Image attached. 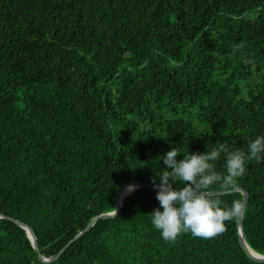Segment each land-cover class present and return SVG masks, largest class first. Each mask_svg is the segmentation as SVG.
Segmentation results:
<instances>
[{
  "label": "trees",
  "instance_id": "16d2710c",
  "mask_svg": "<svg viewBox=\"0 0 264 264\" xmlns=\"http://www.w3.org/2000/svg\"><path fill=\"white\" fill-rule=\"evenodd\" d=\"M262 134L264 0H0V213L29 224L43 255L114 211L123 184L153 185L172 147L178 159L220 142L247 151ZM238 187L247 243L264 255V160ZM156 195L125 196L49 264H264L237 219L213 239L164 241ZM0 264H44L6 219Z\"/></svg>",
  "mask_w": 264,
  "mask_h": 264
},
{
  "label": "clouds",
  "instance_id": "9594fccd",
  "mask_svg": "<svg viewBox=\"0 0 264 264\" xmlns=\"http://www.w3.org/2000/svg\"><path fill=\"white\" fill-rule=\"evenodd\" d=\"M222 155L225 173L216 171V162ZM162 157L164 170L152 181L159 207L149 215L151 224L167 242H174L183 234L213 239L226 231V222L240 218L245 209L240 200L228 205L208 193L213 189L238 188L248 162L264 160V134L250 141L247 151L232 150L226 142H220L211 151L188 152L182 159H178L180 150L172 147Z\"/></svg>",
  "mask_w": 264,
  "mask_h": 264
},
{
  "label": "water",
  "instance_id": "95a60500",
  "mask_svg": "<svg viewBox=\"0 0 264 264\" xmlns=\"http://www.w3.org/2000/svg\"><path fill=\"white\" fill-rule=\"evenodd\" d=\"M129 188H134L135 190L139 188H144V189L151 190L157 194V191L154 189L153 185L149 183L132 181V182L123 184L118 190V193L116 196V206H115L114 211L109 212V213H104L97 217H94L84 230H82L79 234H77L74 238H72L58 253H56L55 255L49 256V257L42 254L40 246H39V242H38V237L36 233L34 232L33 228L29 224L22 222L20 220H17L13 217L6 216L2 213H0V219H6L9 221H12L15 224L19 225L20 227L24 228L32 243L33 249L39 256V260L44 264H49V263H53L57 261L69 249L71 245H73L75 242L81 239L85 234H87L98 221L116 219L121 212L124 197L127 195H130L131 193L135 191V190L129 191ZM236 192L242 193V196H243L242 204L244 205V209H246L247 204L250 199V194L243 188L238 187L236 190H233V191L209 192L208 195L217 196V195H224V194L236 193ZM244 213H245V210L243 212V215L237 219V228H238V236H239L240 245L242 249L244 250V252L246 253V255L251 260L257 263H264V255H261L255 252L253 249L250 248V246L247 243L246 230H245V225H244Z\"/></svg>",
  "mask_w": 264,
  "mask_h": 264
}]
</instances>
